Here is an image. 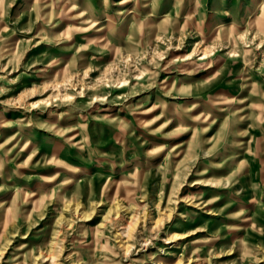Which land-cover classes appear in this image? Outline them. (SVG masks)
<instances>
[{
	"label": "rangeland",
	"instance_id": "rangeland-1",
	"mask_svg": "<svg viewBox=\"0 0 264 264\" xmlns=\"http://www.w3.org/2000/svg\"><path fill=\"white\" fill-rule=\"evenodd\" d=\"M0 264H264V0H0Z\"/></svg>",
	"mask_w": 264,
	"mask_h": 264
}]
</instances>
